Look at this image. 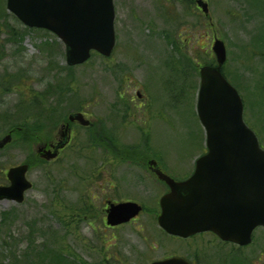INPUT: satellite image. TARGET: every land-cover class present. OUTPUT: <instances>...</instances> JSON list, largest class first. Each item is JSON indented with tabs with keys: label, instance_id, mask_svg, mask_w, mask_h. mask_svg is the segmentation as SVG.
<instances>
[{
	"label": "rangeland",
	"instance_id": "374dc122",
	"mask_svg": "<svg viewBox=\"0 0 264 264\" xmlns=\"http://www.w3.org/2000/svg\"><path fill=\"white\" fill-rule=\"evenodd\" d=\"M204 1L209 7L208 18L194 4L186 9L180 4L170 6L166 0H114L116 46L112 57L106 60L94 55L86 64L67 70L61 41L45 30L25 27L7 11L6 0H0V138L10 126L24 125L10 145L0 151L1 180L10 168L35 164L26 176L32 189L26 193L24 203L0 201V222L4 220L0 223V264L38 263L47 248L51 251L41 257L42 264H50L51 254L58 251L64 253L62 264H112L115 256L123 257L126 264H149L176 253L187 258L202 253L210 237L177 241L160 232L155 221L160 194L156 190L145 198L148 212L142 224L121 228L116 241L107 240L110 232L101 221L104 199L120 203L137 194L132 187L128 192L122 183L129 180L131 184L132 176L120 173L125 177L120 179L115 174L110 180L114 187L110 188L105 182L110 176L100 173L127 172L132 167L121 165L111 154L92 149L86 130L78 126L72 127L75 136L70 147L55 162L38 163L36 146L57 138L61 125L68 115L80 111L81 103L88 119L113 127L117 140L135 147L143 113L134 108L131 117H135L130 120L134 123L123 124L121 114L111 121L112 109L119 114L124 108L139 106V102L154 108L165 106L159 111L163 118L146 117L150 121L145 128L148 125L150 145L167 165L170 176L185 181L205 150V134L195 110L199 76L191 70L192 77L186 80L187 102L178 108L177 104L166 107L170 82L177 81L166 67L172 61L169 53H173L168 44L174 41L178 50L196 60V66L210 65L215 62L211 46L217 37L226 46L223 72L242 98L244 123L264 149V99L258 94L264 86V13L256 10L252 0ZM169 11L174 13V23ZM170 34L174 38L170 39ZM65 86L73 91L55 94L50 102L39 103L35 111L26 110L32 96ZM135 88L144 100L136 99ZM142 191L140 196H145ZM140 225L145 233H136ZM253 238L254 244L244 253L253 256L252 264H264V230H256Z\"/></svg>",
	"mask_w": 264,
	"mask_h": 264
},
{
	"label": "water",
	"instance_id": "95a60500",
	"mask_svg": "<svg viewBox=\"0 0 264 264\" xmlns=\"http://www.w3.org/2000/svg\"><path fill=\"white\" fill-rule=\"evenodd\" d=\"M207 16V4L197 1ZM6 9L24 26L54 34L65 47L69 67L82 65L94 51L108 58L115 47L113 0H6ZM212 52L216 66L200 68L197 115L205 130L207 153L195 164L193 175L175 182L156 171L169 187L160 199L158 226L169 236L188 239L201 233H213L222 241L239 246L251 242L256 228H264V151L256 135L243 121V103L237 91L222 75L226 49L215 39ZM69 123L90 126L82 114H71ZM12 140L9 133L0 140L3 149ZM70 140L69 124L63 126L61 141L37 147L45 161L58 157ZM26 164L7 172L9 186L0 187V201L22 204L31 189L26 179ZM140 212L132 204L111 206L107 224L129 222ZM152 264H189L182 258Z\"/></svg>",
	"mask_w": 264,
	"mask_h": 264
},
{
	"label": "flooded vegetation",
	"instance_id": "af4514ba",
	"mask_svg": "<svg viewBox=\"0 0 264 264\" xmlns=\"http://www.w3.org/2000/svg\"><path fill=\"white\" fill-rule=\"evenodd\" d=\"M182 1L183 0H166V2L170 4V6L173 5L175 7H177V4H181ZM245 1L248 2L247 0H245ZM159 7L161 9L160 11L164 12V10H165L164 6L159 4ZM262 13H264V10L262 11ZM173 14H174L173 11H171V12L169 11L170 17H174ZM123 94H124V92H123ZM120 96H122V95H120ZM135 97L139 101L144 100L141 91L137 88H135ZM171 98H170V102H169L168 106H166V107L172 106V99ZM130 101L134 102V99L130 98ZM138 104H139V106L124 108V111L125 112L127 111L129 120H134L133 117H135V116L131 117V112L133 111L134 108L138 111L141 110V113H143L144 117H143V119L140 120L141 123L139 121L137 122V123H140L143 125V127L141 125L140 126L141 129L138 128V131H137V133L139 134L138 135V144L134 147L133 150L130 151L132 153L130 155H128V157L117 159L121 165L131 166L132 170H129L127 172L111 171V172L100 173V174H105V175L110 176V177H108L109 180L105 181L106 184H108L110 188L114 187V185H112V181H110V180L113 178V176L115 174L120 179L125 178L124 176H127V175L132 176L133 181L131 184H129V180L127 182L122 181V183L126 185V189L128 190V192L131 191V187H132L134 189L133 192H135L137 194V196L134 195V197L127 198V200L120 202V203L132 204V205H136L140 208L139 214L135 218L131 219L129 221V223H127V224L125 223V224H121V225H117V226H108V225H106L107 215H108V211H109L108 209L112 205H117L119 203L114 202V201L110 200L109 198L104 199L101 221L104 222L105 230H107V232L108 231L110 232V234H108L106 239L107 240L109 239V241L113 240V242L116 241L118 237H120V236H118L119 234L117 233V230H120L121 228H124V227L129 226V225H135L136 223H140V222L142 224V218L148 212V203H147L145 198L147 197V195L149 196L152 192H155V190H156V192L160 191V194L157 195L158 199H157V204H156V208L158 209V213L156 214L155 221L157 222V218H158L159 213H160L159 200H160L161 196H163L169 192L168 186L163 181H161L156 175V171L159 170L164 175L171 177L170 174L168 173L167 165L164 163L161 156L150 145L151 133L149 135V133L147 131V129H149L148 125H147V129L145 128L146 122L153 120V118L150 117L151 119L149 121H147V119L149 118V117L146 118L147 116H149L148 114H150L155 109L158 110L157 112L164 111L165 107L154 108V107L147 106V105L144 106L145 104L143 105L142 102H139ZM169 109L172 110V107ZM114 112H115V108L112 109L111 121L116 119L115 116H118V114L114 113ZM170 112H172V111H170ZM122 113H124V112H122ZM160 113H162V112H160ZM82 114L85 116V118H87L86 112H82ZM152 114H155V113L152 112ZM131 122H132V124L134 123L133 121H131ZM64 125H65V123L63 125H61V127ZM73 126H77V124L70 125V128H69V130H70V133H69L70 142L65 147V149L70 147L72 141L74 140L75 134H74V130L72 129ZM78 128H81V127L78 126ZM112 128L113 127H111V129L106 127V129L108 130L107 134L110 137L114 138L113 133L116 130H112ZM83 129H86V131L85 130L84 131L88 134V137H89V134L91 133L92 143H94V142L98 143L99 142V139L96 136L101 135V133H102V125L101 124H98L96 122L91 121V126L88 128H82V130ZM59 141H60V133H59L58 137L55 138L54 140H52V139L48 140V141L46 140L45 142H41L38 145L45 146L47 149H49L50 146L56 145ZM137 147H138V149H136ZM64 150H62L60 152L59 157ZM96 150H99V151H102L104 153H108V154L112 155V153L104 151L103 149H101L99 147H97ZM146 153L148 155H146ZM133 168H135V169H133ZM164 169H166L167 172ZM120 173L124 176H122V177L119 176L118 174H120ZM192 174H191V176H192ZM133 184H135V185H133ZM0 186H8V182H7L6 178L2 181L1 177H0ZM140 188L141 189L143 188L142 192H143V194H146L145 196H140L141 195V193H140L141 189ZM162 189H164V190L161 192ZM127 195H128V193H127ZM130 196L131 195H129V197ZM141 227H143V226L140 225L136 228V230H135L136 233H139V234L145 233L144 229ZM160 232L162 234L166 235L163 231L160 230ZM203 236L204 237H210L211 241H209L208 245H206L207 242H205V244L202 247L203 250H202L201 254L194 253L192 256L187 258V256L176 253V254L164 257L160 260H166V259H171V258H183L187 262H189L190 264H239L240 261H243L244 263H247L249 261V264H252L251 258H253V256L245 255L244 251L247 250L248 248H250L254 244V238L253 237H252L251 243L245 247H240L238 245H235V244L229 243V242H223L211 233H207L204 235H198V236H195L189 240H192L194 238H196V239L201 238ZM174 239L179 240L177 238H174ZM189 240H187V241H189ZM160 260H156V261H160ZM153 262H155V261H151L149 264H152ZM112 264H126V262L123 259V257L121 259H119L118 256H115L114 262Z\"/></svg>",
	"mask_w": 264,
	"mask_h": 264
},
{
	"label": "trees",
	"instance_id": "16d2710c",
	"mask_svg": "<svg viewBox=\"0 0 264 264\" xmlns=\"http://www.w3.org/2000/svg\"><path fill=\"white\" fill-rule=\"evenodd\" d=\"M253 2H256L255 3V6H256V10H258V8L262 5V0H252ZM193 0H183L182 1V4L187 6L186 9L188 8V6L192 5L193 3ZM164 35H166V33H164ZM168 37L171 38H174V35L173 34H170ZM166 39V37H164ZM168 39V38H167ZM169 47H172L173 49L169 50V52L173 51V53L171 52V54L169 53V57L168 59H171L172 61H170L166 67H169L171 69V71L169 70V74L171 75L172 73V76H175L177 78V81L176 83H178L179 81H181V84L180 85H177L176 83H173V82H170V84L172 85V87L170 86V94H168V96H171L172 99H173V104H177V108L180 106V105H183L185 102H187L189 100V96H188V93L187 92V82L186 80H188V77L191 79L192 77V74H191V70H193V74H198V70H199V66H196L194 62H196V60H194V62L189 59L186 55H184L180 50L177 49L176 47V43L174 41L171 42L170 40V43L168 44ZM176 51H180V52H176ZM67 70H71V68H67ZM171 77V76H170ZM169 77V78H170ZM59 87V86H58ZM58 87L56 88V92H54V90L52 89V92L50 91H47V93H38L37 95L35 96H32V100H29L27 101L28 103L27 104H30L29 106H27L26 110H30V109H33V111L37 110V108L39 107V103L40 104H45V103H48L50 102V99H52L54 97L55 94H61L63 95V93H65L67 90H72L69 86H65L63 88H59ZM31 92V91H29ZM53 93V94H52ZM32 94V93H30ZM32 94V95H33ZM258 94L260 95V97L262 99H264V86L263 88L259 89V92ZM49 96L48 99H46L45 97ZM23 101V100H22ZM121 101V100H119ZM124 104L126 105L127 103L124 102ZM174 106V105H173ZM81 109L80 111L84 110L83 106L81 105V103L79 104V106ZM127 107V106H125ZM165 106H161L160 108H163ZM21 108V107H20ZM47 112V111H46ZM41 113V110L39 111L38 114ZM121 114V115H120ZM47 116V114H45ZM120 115V117L122 118V123H127L128 121H130L128 119V114H127V111L124 113H119L118 116ZM155 114H152V112L149 114V116L151 118L153 117H157V118H163V114L162 113H158L153 116ZM10 119L12 120V117H10ZM24 126L23 124H20V125H12L9 127V131L13 132V135L15 137H17L21 131L23 130V127ZM89 131V130H88ZM107 129L105 126H102V133L101 135H98L96 136L98 139H99V142L98 143H92V136H91V133L89 134V137L87 139V142H89V145L91 146L92 149H96L97 147L103 149L104 151H107V152H110L112 153V155L116 158V159H120V158H126L128 157V155H130L132 152H130L131 150L134 149V147H129V146H126L124 144H122L119 139L117 140L116 138V131L113 133V137H110L108 134H107ZM95 137V136H94ZM146 155H148L146 153ZM41 162L43 161H40L38 163L42 164ZM29 166H30V169L32 166H35L34 163H28ZM4 221V220H2ZM2 221L0 223H2ZM30 245V242L28 241V244L26 245V247H29ZM51 250H49L48 248L46 249L45 253L44 254H40V256L38 257V263L37 262H34L33 264H42L41 263V257L44 256V255H47L50 253ZM23 253H26L25 251ZM63 251H58V252H54L51 254V258H53L51 260V263L50 264H62L61 261H62V258H63ZM70 258H72L71 255H69ZM64 259V258H63ZM66 264H77L76 262H72V263H66ZM78 264H82L81 262H78ZM239 264H248L247 263H244L243 261H240Z\"/></svg>",
	"mask_w": 264,
	"mask_h": 264
}]
</instances>
